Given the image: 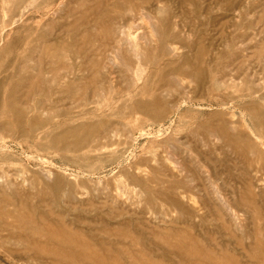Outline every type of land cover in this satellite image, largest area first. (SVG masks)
I'll return each instance as SVG.
<instances>
[{
    "label": "rangeland",
    "instance_id": "374dc122",
    "mask_svg": "<svg viewBox=\"0 0 264 264\" xmlns=\"http://www.w3.org/2000/svg\"><path fill=\"white\" fill-rule=\"evenodd\" d=\"M0 80V264H264V0H0Z\"/></svg>",
    "mask_w": 264,
    "mask_h": 264
},
{
    "label": "bare ground",
    "instance_id": "6f19581e",
    "mask_svg": "<svg viewBox=\"0 0 264 264\" xmlns=\"http://www.w3.org/2000/svg\"><path fill=\"white\" fill-rule=\"evenodd\" d=\"M127 34L129 35L128 32H127ZM129 36H130V35H129ZM131 36H132V34H131ZM131 36H130L129 38H134V37H131ZM134 39H135V38H134ZM134 39H131V41L133 40V42H134ZM136 39H137V37H136ZM135 41H136V40H135ZM46 45H47V44H46ZM136 45H137V43H136ZM136 45H135V46H136ZM170 47H171V46H170ZM171 48H172V47H171ZM194 54H195V53H194ZM259 54H260V53H259ZM191 61H192V60H191ZM192 63H193V62H190V64H192ZM138 65H139V64H138ZM137 67H138V70L141 69V68L139 69V66H137ZM191 67H192V66H191ZM5 79H6V78H5ZM204 83H205V82H204ZM3 84H4V80H0V88L3 86ZM221 84H222V82H221ZM200 89H202V88H200ZM11 91H12V89H11ZM119 95H120V94H119ZM121 97H124V96H121ZM118 99L121 100L120 98H118ZM1 101H2V100H1ZM3 101H4V100H3ZM5 101H6V100H5ZM5 101H4V102H5ZM133 101H134V100H133ZM129 103H131V101H130ZM0 104H3V103H0ZM131 104H132V103H131ZM11 106H12V105H11ZM2 107H3V106H2ZM133 107H134V106H133ZM21 111H22V110H21ZM20 113H21V112H20ZM20 113H16V116L14 117L15 120L12 121V123H11V121L9 122V121L6 120L7 124H8L9 126L13 127L14 130L17 129L19 132H22V133L24 132V133H25V132L27 131V132L29 133V131H30L31 129H33V128L35 129L36 125H39V124H37V123H38L41 119H38V118H40V117L37 118V116H36L37 120H36V119H32V120L29 122V125H28V128H29V129L25 131V130L23 129V127H20V123H19V121H18V120H19L18 118L20 117ZM36 113H37V112H36ZM36 113H35L34 115H36ZM46 114H48V113H46ZM41 115H43V114H41ZM86 115H87V114H86ZM127 115H128V114H127ZM1 116H2V115H1ZM38 116H39V114H38ZM46 116H47V115H46ZM48 116H49V115H48ZM87 116H88V115H87ZM33 117H35V116H33ZM42 117H44V116H41V118H42ZM31 118H32V117H31ZM249 118H250V117H249ZM47 119H48V118H47ZM38 120H39V121H38ZM44 120H45V119H44ZM17 121H18V122H17ZM21 121H22V120H21ZM37 121H38V122H37ZM45 121H46V120H45ZM45 121H44V122H45ZM49 121H50V120H49ZM49 121H48V122H49ZM40 122H41V121H40ZM44 122H43V123H44ZM46 122H47V121H46ZM48 122H47V123H48ZM22 123H23V122H22ZM47 123H46V124H47ZM83 123H84V122H83ZM83 123H82V125H83L82 128L84 127V129H85V126H86V128H87V127H88V126H87L88 124L86 125V124H83ZM85 123H86V122H85ZM258 123H259V126L262 125V127H263L262 131L264 132V116H260V119H259ZM79 124L81 125V123H79ZM55 125H56V124H55ZM57 125H58V124H57ZM58 126H59V125H58ZM76 126H77V125H76ZM78 126H79V125H78ZM256 126H257V125H256ZM41 128H42V127H41ZM75 128H78V127H75ZM79 128H80V127H79ZM79 128H78V129H79ZM88 128H89V127H88ZM90 128H93V126L90 127ZM71 129H72V130H70V132H69V131H68V132L72 134V131H73L74 128H71ZM80 129H81V128H80ZM46 130H49V129H46ZM74 130H75V129H74ZM76 130H77V129H76ZM92 130H93V129H92ZM37 131H39V128H38ZM83 131H85V130H83ZM89 131H91V130H89ZM63 132H64V131H63ZM79 132H80V131H79ZM79 132H78V130H77V132H75V134L77 135V133H79ZM40 133H41V132H40ZM60 133H61V132H60ZM81 133H82V130H81L80 134H78V135H81ZM84 133H85V132H84ZM84 133H83V134H84ZM87 133H88V132H87ZM46 134L48 135L49 133H46ZM24 135H25V134H24ZM54 135H55V134H54ZM26 136H27V135H26ZM30 136H31V135H30ZM37 136H38V135H37ZM87 136H88V135H87ZM44 137H45V136H44ZM52 137H53V136H52ZM76 137H77V136H75V137H73V138H76ZM85 137H86V136H85ZM61 139H62V138H61ZM80 140H81V138H80ZM82 141H84V140H82ZM59 142H60V141H59ZM78 142H79V141H78ZM78 142H76V140H75V144H76V143L78 144ZM85 143H86V142H85ZM60 144H61V142H60ZM64 145H66V144L64 143ZM73 145H74V144H73ZM81 145L83 146V144H81ZM95 145H97V142H96ZM99 145H100V144H99ZM99 145H98V146H99ZM79 146H80V145H79ZM100 147H102V146L100 145ZM74 148H75V147H74ZM77 148H78V147H77ZM96 148H97V147H96ZM90 150H91V149H90ZM94 150H95V149H94ZM96 150H97V149H96ZM117 161H118V160H117ZM89 168H90V167H89ZM90 169H91V168H90ZM179 184H180V183H179ZM173 185H174V184H173ZM173 185H172V186H173ZM173 188H174V187H173ZM178 188H179V187H178ZM176 190H177V189H176ZM176 190H175V191H176ZM178 192H179V191H178ZM174 193H177V192H174ZM179 193H183V192L180 191ZM186 193H187V192H186ZM186 195H187V194H186ZM191 199H192V198H191Z\"/></svg>",
    "mask_w": 264,
    "mask_h": 264
}]
</instances>
